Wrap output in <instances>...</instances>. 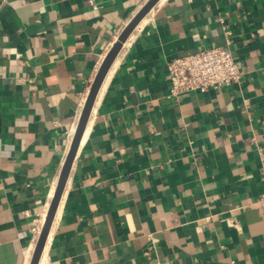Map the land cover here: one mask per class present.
I'll list each match as a JSON object with an SVG mask.
<instances>
[{
  "label": "crops",
  "instance_id": "obj_1",
  "mask_svg": "<svg viewBox=\"0 0 264 264\" xmlns=\"http://www.w3.org/2000/svg\"><path fill=\"white\" fill-rule=\"evenodd\" d=\"M148 0H0V264H30L94 78ZM242 79L171 95L224 45ZM44 264H264V0H160L97 93Z\"/></svg>",
  "mask_w": 264,
  "mask_h": 264
},
{
  "label": "built area",
  "instance_id": "obj_2",
  "mask_svg": "<svg viewBox=\"0 0 264 264\" xmlns=\"http://www.w3.org/2000/svg\"><path fill=\"white\" fill-rule=\"evenodd\" d=\"M226 43L204 47L194 53L171 58L167 62V75L171 82V95L187 91L205 92L234 82H240L242 72L232 51L230 31L226 30ZM33 227L35 234L41 231Z\"/></svg>",
  "mask_w": 264,
  "mask_h": 264
},
{
  "label": "water",
  "instance_id": "obj_3",
  "mask_svg": "<svg viewBox=\"0 0 264 264\" xmlns=\"http://www.w3.org/2000/svg\"><path fill=\"white\" fill-rule=\"evenodd\" d=\"M160 0H148L143 7L138 11V13L131 19V21L126 25L123 29L121 34L119 35L118 39L112 45L110 51L107 53L105 59L103 60L95 78L91 85L89 94L85 101L75 134L73 136L71 145L67 152L65 161L63 163L59 179L51 199L47 214L45 216V220L41 231L39 233L33 255L31 258L30 264H39L41 259L52 223L55 217L59 202L61 200V196L63 194L65 184L67 182L73 161L77 154L81 139L83 137L85 128L87 126L97 93L101 87V84L111 67L114 59L116 58L117 54L119 53L123 43L126 41L132 30L135 26L139 23V21L159 2Z\"/></svg>",
  "mask_w": 264,
  "mask_h": 264
},
{
  "label": "bare ground",
  "instance_id": "obj_4",
  "mask_svg": "<svg viewBox=\"0 0 264 264\" xmlns=\"http://www.w3.org/2000/svg\"><path fill=\"white\" fill-rule=\"evenodd\" d=\"M85 132V131H84ZM44 254H45V251L42 253V256H41V259L39 261V264H44Z\"/></svg>",
  "mask_w": 264,
  "mask_h": 264
}]
</instances>
